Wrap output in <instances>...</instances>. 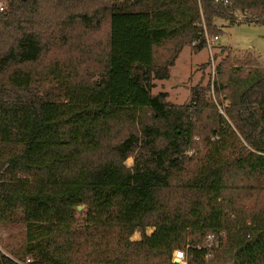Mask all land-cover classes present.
I'll return each mask as SVG.
<instances>
[{
  "label": "trees",
  "instance_id": "trees-1",
  "mask_svg": "<svg viewBox=\"0 0 264 264\" xmlns=\"http://www.w3.org/2000/svg\"><path fill=\"white\" fill-rule=\"evenodd\" d=\"M52 1L0 11V225L25 230L21 253L4 248L0 264H175V252L185 264H264V68L216 66L223 113L210 87H191L180 106L151 92L184 46L205 48L201 20L215 33L228 8L113 0L102 71L85 81L72 61H46ZM232 7L264 26V0Z\"/></svg>",
  "mask_w": 264,
  "mask_h": 264
},
{
  "label": "rangeland",
  "instance_id": "rangeland-1",
  "mask_svg": "<svg viewBox=\"0 0 264 264\" xmlns=\"http://www.w3.org/2000/svg\"><path fill=\"white\" fill-rule=\"evenodd\" d=\"M122 1L117 0V3H122ZM112 2L113 0H54L49 4L46 2L43 9L51 24L52 37H58L56 47L52 48L55 51L50 49L46 61L52 60L57 54L58 60L63 64L73 62L72 65L78 67L79 75L85 81L98 80L102 71L101 60L104 56L109 30L106 15L102 9ZM5 6L6 0H0V7L5 9ZM227 10L230 21L225 19L214 21V27L219 33L218 31L209 32L204 20H201L204 39L206 36L211 38L217 35L218 37L211 51L209 52L206 41L205 48L199 52L193 50L194 43L184 46L174 65L169 69L170 77L167 80L154 81L155 86L151 91L153 95L166 92L168 95L166 101L169 104L180 106L189 102L191 87H210L208 96L215 103L219 113H223L222 109L226 103L220 105L221 99L216 98L212 90V83L216 78V66L221 63L226 75L230 73L243 75L250 65L264 68V26L259 24L261 21H257L254 17L255 11L248 10L246 13L250 17L244 20L240 16L246 13ZM83 12L87 15L86 25L81 24L76 18V15ZM69 21L76 23L74 28L67 27ZM65 37L69 40L68 42L64 40ZM169 49H171L169 44L156 49V57L163 60L168 55ZM52 89L55 88L52 87ZM187 154L189 155L190 152ZM132 162L131 157L125 164L130 167ZM152 231L151 228H147L146 233L149 235ZM24 233V227L20 224L0 225V251L4 252V248H7L21 253ZM138 240H140V234L136 232L131 237V241ZM203 245L211 246L207 236Z\"/></svg>",
  "mask_w": 264,
  "mask_h": 264
},
{
  "label": "built area",
  "instance_id": "built-area-1",
  "mask_svg": "<svg viewBox=\"0 0 264 264\" xmlns=\"http://www.w3.org/2000/svg\"><path fill=\"white\" fill-rule=\"evenodd\" d=\"M216 4H219V5H221L222 7H224V8H228V9H232L233 7H232V4H233V1L234 0H213ZM238 1H244V0H238ZM3 10V8L2 7H0V11H2ZM239 11V10H238ZM239 13H241L240 11H239ZM244 13H246V12H244ZM245 15H247V16H245ZM245 15H242L241 14V18H243L244 20L248 17H250L249 16V14H245ZM205 41H206V46L208 47V49H209V52L211 51V47H212V45H214L217 41H218V37L217 36H213V37H211V38H208L207 36L205 37ZM212 57V56H211ZM207 239H208V242L210 243V245H211V243L213 242V240H214V235H208L207 236ZM173 259H178L179 260V262H180V264H185L184 263V254L182 253V252H175L174 253V257H173Z\"/></svg>",
  "mask_w": 264,
  "mask_h": 264
},
{
  "label": "water",
  "instance_id": "water-1",
  "mask_svg": "<svg viewBox=\"0 0 264 264\" xmlns=\"http://www.w3.org/2000/svg\"><path fill=\"white\" fill-rule=\"evenodd\" d=\"M81 209H82L81 206H78V207H77V210H78V211H80ZM173 262H174L175 264H180V262H179L178 259H173Z\"/></svg>",
  "mask_w": 264,
  "mask_h": 264
}]
</instances>
